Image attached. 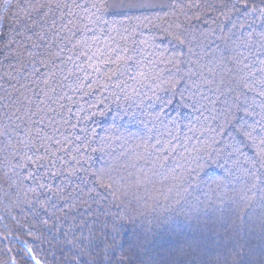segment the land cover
<instances>
[{
    "label": "trees",
    "instance_id": "obj_1",
    "mask_svg": "<svg viewBox=\"0 0 264 264\" xmlns=\"http://www.w3.org/2000/svg\"><path fill=\"white\" fill-rule=\"evenodd\" d=\"M237 37L259 50L264 0H0V264H264Z\"/></svg>",
    "mask_w": 264,
    "mask_h": 264
},
{
    "label": "snow or ice",
    "instance_id": "obj_2",
    "mask_svg": "<svg viewBox=\"0 0 264 264\" xmlns=\"http://www.w3.org/2000/svg\"><path fill=\"white\" fill-rule=\"evenodd\" d=\"M65 7H67V4H65ZM38 23L40 22L38 21ZM25 27L30 33L36 31L35 24H26ZM41 39H43V37H41ZM82 43L87 42L82 41ZM222 56L227 60L228 64L232 65V67L228 69V72H234L235 77H239V80L236 82L240 84L242 90L240 94L235 97L234 103L238 108L243 110V115L247 116L249 115V112L246 110L247 105L241 100V97L245 96L248 92L255 91L256 87H259V91L255 93L256 96L264 97V40L259 41V50H257L256 42L243 39L242 37H237L234 42V46L223 53ZM69 59H71V57H69ZM131 62V59L123 52V50L119 51L118 59L112 61V63L116 64L117 68H119L121 64L126 66ZM205 67L207 68V75H205V73H198L197 75L199 76L200 81L205 83V86H207L211 83H215V81L211 78L215 77L216 69L208 68L207 66ZM145 75L146 73H141V76ZM188 79H191V73L188 74ZM182 82L186 85V87L185 91L180 94L183 98L190 101L195 108L197 103H199L196 99L197 93L194 92L191 96H187L186 92L193 86L197 88L200 87V84L197 83L196 80H193L192 84L189 85L187 84V80H184L183 77L174 78L168 81L167 87L164 90L175 92L178 88H180ZM52 91L55 92V88H53ZM133 91H136V89H133ZM200 95L202 96L203 94L200 93ZM41 103H43V101H41ZM262 103H264V101H262ZM201 107H203V105ZM197 110L199 111L200 109L198 108ZM53 111H55V109H53ZM224 115L227 116L228 113L225 112ZM213 119H216V117H213ZM49 122L51 123V121ZM236 123L239 124L240 121L237 120ZM233 131L246 139L253 140V142L255 139V133L261 137L260 142L264 144V126L257 130L247 125H243L239 128L234 125ZM0 135L4 134L0 133ZM5 140H7V136H5ZM157 143L160 142L157 141ZM165 151H167V149H165Z\"/></svg>",
    "mask_w": 264,
    "mask_h": 264
}]
</instances>
